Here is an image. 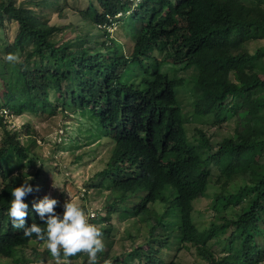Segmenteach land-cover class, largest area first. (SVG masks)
Instances as JSON below:
<instances>
[{
	"label": "trees",
	"instance_id": "16d2710c",
	"mask_svg": "<svg viewBox=\"0 0 264 264\" xmlns=\"http://www.w3.org/2000/svg\"><path fill=\"white\" fill-rule=\"evenodd\" d=\"M95 1L102 10L93 0L89 6L97 26L119 20L115 19L117 14L122 17V27L133 39L128 55L106 30L98 47L89 45L94 41L91 38L84 40L87 44L75 39L56 41L53 35L58 27L32 25L15 0H0V21L6 17L18 25L9 50L28 49L16 66L18 79L10 84L11 92H5L0 109L19 114L30 103L45 108L44 101L54 97L60 100L63 111L86 115L87 123H82L84 131L80 132L86 145L102 138L110 142V154L103 158L102 167L93 173L87 187L108 190L110 202L106 207L111 211L129 196L143 192L132 210L148 223L151 236L161 226L168 229L169 236L174 234V242L159 240L158 246H164L161 251L149 244L155 254L159 252L157 258L139 253L138 261L135 255L126 264H181L169 250L188 247L185 234L194 227V201L206 194L210 168L225 174L238 167L246 183L235 193L227 191L224 184L215 194L213 208L237 205L245 192L254 191L255 195L235 218L211 224L212 233L225 234L229 229V236L221 238L227 240L225 252L217 256L199 244L192 246L207 264H263L264 115L260 113L264 111V45L253 52L240 49L245 43L264 38V0ZM189 61L198 69L193 82L194 112L210 113L215 123L236 118L234 132L215 145L201 129H196L198 144L189 141L176 96L185 80L169 78L160 70L163 65ZM247 62L250 66L245 69ZM252 68L258 72L256 77ZM23 82L27 90L24 99L17 94ZM4 117L0 113L4 138L0 146V257L10 258L35 237H25L23 230L14 229L7 216L11 191L23 180L7 177L5 166L11 157L25 160L31 150L16 132L6 128ZM257 150L263 152L262 160L253 157ZM88 155L93 158L96 151L92 149ZM76 159L78 162L82 156ZM252 175L259 180L250 183ZM30 194L24 197L29 209ZM170 195L167 211H177L175 218L166 224L162 215L156 222L146 205ZM56 211H63L59 202ZM25 219L28 225L44 226L34 211ZM116 260L97 264H120Z\"/></svg>",
	"mask_w": 264,
	"mask_h": 264
},
{
	"label": "rangeland",
	"instance_id": "374dc122",
	"mask_svg": "<svg viewBox=\"0 0 264 264\" xmlns=\"http://www.w3.org/2000/svg\"><path fill=\"white\" fill-rule=\"evenodd\" d=\"M91 1L15 0V3L24 8L30 24L41 23L58 27L59 30L53 35L56 41L75 39L77 43H80L91 38L94 41L89 45L98 47L99 43H102L105 39L104 30H106L109 32L110 37L118 41L123 52L128 55L133 39L128 31L122 27V17L117 14L115 19L120 18L119 20H112L105 27L97 26L94 23V14L89 6ZM93 5L101 9L95 0H93ZM17 30L16 21L6 17L0 21L1 105L5 103V92L7 90L11 92L12 90L10 84L18 79L16 66L24 60V54L28 50L27 48L24 50L16 49L14 52L9 50ZM261 45H264V38L245 43L240 50L253 52ZM9 53L17 55L18 60L16 62L6 61L4 57ZM244 66L245 69H248L250 63L247 62ZM233 67V65L229 66L231 69ZM160 70L166 73L169 78H183L185 80L184 86L177 89L176 96L183 112L187 136L191 143L198 144L196 129H201L213 145L234 132L235 117L221 123H215L210 113L198 115L194 112L196 91L193 88V82L197 80L198 69L192 61L163 65ZM251 74L256 77L258 72L252 68ZM26 93V85L23 82L17 94L24 99ZM260 94L262 95V93ZM44 102L45 108L35 107L32 103H30L29 108L23 105L24 108L19 114L14 113L12 109L7 108L4 110L3 122L6 128L10 129L11 132H16L22 144L28 145L31 150L25 160L20 161L13 157L10 158L5 166L7 177H18L22 180L29 176L32 178L29 183L33 184L34 191L28 198L30 203L34 199L48 195L56 198L62 206L66 200L71 199L72 202L78 203L86 213L89 210H94L97 219H93V224L100 229L104 245L103 251L97 256L96 264L102 260L117 261L116 259L120 260V264H126L135 255L134 260L138 261L137 255L139 253L157 258L159 252L155 254L149 244L152 243L155 245V250L158 247L161 251L164 246H158L159 240L163 241L168 238L174 242V234L172 233V236H169L171 233L168 229L161 226L158 233L154 237L151 236L148 223L132 210L142 200L144 193L139 192L137 195L129 196L124 203L119 205L116 211H111L108 210L109 207H106L110 202V192L106 189L100 190L87 187L93 173L102 167L103 158L110 154L112 147L110 142L106 138H102L94 145H86L80 134L81 131H84V127L81 126L82 123H87L86 119L88 118L86 115H83V112L63 111L60 100H56L54 97L51 101L46 100ZM19 104L22 103L19 102ZM1 111L0 109V113ZM260 114L264 115V111L262 110ZM258 130L262 132L261 126ZM3 141L4 138L0 131V146ZM92 149L96 151L93 158L88 155V152ZM79 155L82 156V160L77 162L76 158ZM253 157L262 160L263 152L257 150ZM210 170L211 180L206 194L194 201V211L192 213L194 227L185 234L188 247L169 250L170 255L175 254L176 259L181 264H207V261L198 255L195 247L192 246L194 244L203 246L205 252L211 250L217 256L222 255L225 252L224 246L227 245V240L221 238L230 231L228 229L225 234L212 233L210 232L211 224H220L224 221V218H235L255 195L254 191L245 192L239 204L228 206L220 204L215 205L213 208L212 203L215 194L222 191L224 184L227 191L235 193L237 189L246 183V180L237 171L238 167L231 168L225 174L220 173L214 166ZM1 178L0 171V183ZM258 180L257 175H252L249 178L250 183ZM37 185L39 186L38 191L35 190ZM170 197L171 195L164 201H156L146 205L152 212L151 217L156 222L161 219L162 215L166 224L175 218L177 211H167ZM132 254L134 255L132 256ZM128 255L130 256L128 257ZM163 255H166L165 252ZM164 259L168 260L167 257ZM0 264H55V261L47 251L45 242L34 239L25 247L18 248L12 257H0ZM61 264H63V260H61ZM67 264H88V258L86 254L77 253L76 256L69 258Z\"/></svg>",
	"mask_w": 264,
	"mask_h": 264
},
{
	"label": "clouds",
	"instance_id": "9594fccd",
	"mask_svg": "<svg viewBox=\"0 0 264 264\" xmlns=\"http://www.w3.org/2000/svg\"><path fill=\"white\" fill-rule=\"evenodd\" d=\"M4 59L8 62H16L18 56L7 54ZM30 176L24 178L23 182L15 186L11 191V200L7 208V216L14 229L23 230L25 237L44 241L47 251L55 261V264H67L69 258L77 253L86 254L88 264H96L97 253L103 251L104 245L101 239V231L89 222L90 213L71 199L63 204V211L57 212L56 198L44 195L34 199L29 204L24 197L34 191L33 185L29 183ZM39 190V186L35 187ZM85 192V190H84ZM34 211L44 227L38 224H26V217Z\"/></svg>",
	"mask_w": 264,
	"mask_h": 264
},
{
	"label": "built area",
	"instance_id": "2783aa9c",
	"mask_svg": "<svg viewBox=\"0 0 264 264\" xmlns=\"http://www.w3.org/2000/svg\"><path fill=\"white\" fill-rule=\"evenodd\" d=\"M1 113H5V111L2 110ZM87 213H90L89 222L93 224L94 220L97 219V215L95 214V211L94 210H89Z\"/></svg>",
	"mask_w": 264,
	"mask_h": 264
}]
</instances>
